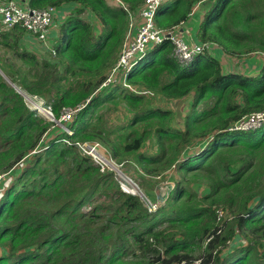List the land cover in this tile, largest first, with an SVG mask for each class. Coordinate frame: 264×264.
<instances>
[{
	"label": "trees",
	"instance_id": "obj_1",
	"mask_svg": "<svg viewBox=\"0 0 264 264\" xmlns=\"http://www.w3.org/2000/svg\"><path fill=\"white\" fill-rule=\"evenodd\" d=\"M143 1L27 0L73 5L45 57L21 25L0 28V69L12 84L0 74V264H264V124L229 129L264 109V58L256 75L225 72L220 62L223 53H264V0H165L154 16L164 30L204 3L196 37L209 53L181 66L164 40L127 75L146 93L118 84L95 92ZM16 88L43 98L56 118L83 105L66 123L72 135L58 128L46 137L55 123ZM186 97L178 127L156 101ZM66 138L100 141L115 160L132 162L146 192L168 170L174 186L163 199L150 195L159 201L150 212Z\"/></svg>",
	"mask_w": 264,
	"mask_h": 264
},
{
	"label": "built area",
	"instance_id": "obj_2",
	"mask_svg": "<svg viewBox=\"0 0 264 264\" xmlns=\"http://www.w3.org/2000/svg\"><path fill=\"white\" fill-rule=\"evenodd\" d=\"M163 0H144L139 8L141 21L139 22L135 34L128 38L123 46L120 58L112 69L109 76L100 86H106L115 83L120 79V75L129 70L133 64V59L144 52L149 44L162 41L167 35L173 43V56L182 64H187L196 54L202 53L208 49L206 42L188 43L184 41L174 30L165 32L157 28L154 23V15L158 6ZM56 8L47 6L43 8L30 7L29 5L19 4L17 0H0V28L10 29L16 25H21L25 32L36 41L45 44L47 35L51 29ZM25 101L39 108V97L36 95H24ZM79 109L65 107L59 120L67 121ZM264 123V109L243 115L231 127V130H250L259 127ZM70 143V142H69ZM74 144L84 153L91 156L95 163L101 168L109 167L121 178V187L123 190L131 193H137L146 205L149 211H154L158 203L152 202L144 193L141 192L137 183L120 168L108 155L106 149L96 141L74 142ZM5 174L0 175L4 178ZM223 210L217 211V218L221 219L224 215ZM210 239V238H209ZM208 239V240H209ZM200 259H194L190 263L185 261L177 264H197ZM200 264V263H199Z\"/></svg>",
	"mask_w": 264,
	"mask_h": 264
},
{
	"label": "clouds",
	"instance_id": "obj_3",
	"mask_svg": "<svg viewBox=\"0 0 264 264\" xmlns=\"http://www.w3.org/2000/svg\"><path fill=\"white\" fill-rule=\"evenodd\" d=\"M109 3H111V1H114V2H116V4L118 5V4H120V0H107ZM165 0H163V2H164ZM144 2V1H143ZM142 2V3H143ZM162 2V3H163ZM141 3V4H142ZM161 3V4H162ZM112 4V3H111ZM116 4H114V5H116ZM141 4L139 5V7H138V9L136 10V12L135 13H137V12H139V8H140V6H141ZM160 4V5H161ZM159 5V6H160ZM47 6H53V7H55L56 8V6H54V5H47ZM47 6H44V7H47ZM158 6V7H159ZM40 8H43V7H40ZM157 10V9H156ZM155 13H156V11H155ZM56 14H57V9L55 10V15H54V18H53V22H52V26H51V29L54 27V19H55V17H56ZM155 16V15H154ZM63 20V19H62ZM61 20V21H62ZM60 21V22H61ZM59 22V23H60ZM155 23V22H154ZM59 25V24H58ZM58 25H57V28H58ZM155 26L157 27V25H156V23H155ZM157 28H159V27H157ZM51 29H50V31H51ZM161 29V28H160ZM161 30H163V31H165V32H168V31H170V30H174L180 37H181V35L178 33V31H177V29H175V28H173V29H169V30H164V29H161ZM50 31H49V33H50ZM48 33V34H49ZM57 34H58V32H57ZM135 34V32H132V33H130L129 35H126V37H125V39H124V42H123V44H122V46H121V49H120V51H119V54H118V57H117V59H116V62L114 63V65L111 67V69L108 71V73H107V75L105 76V78L101 81V83L109 76V74L111 73V71H112V69L114 68V66L116 65V63H117V61H118V59L120 58V55H121V52H122V49H123V46H124V43H125V41L128 39V38H131V36H133ZM57 36V35H56ZM55 36V37H56ZM54 37V38H55ZM182 38V37H181ZM183 39V38H182ZM164 40H169V42L171 43V45H172V51H171V55H172V57L179 63V65H181V66H188L191 62H192V60L194 59V57L196 56V55H198V54H196L187 64H182V63H180L174 56H173V43H172V41H171V39L169 38V36L167 35L165 38H163L162 39V41H160V42H158V43H154V44H149L148 45V47L144 50V52L143 53H141V54H139V55H137L134 59H133V64H132V66L129 68V70L128 71H126V72H124V73H122L121 75H120V79L117 81V82H115V83H110V84H108V85H106V86H100L101 85V83L99 84V86H98V88L96 89V91L95 92H97L99 89H101V88H104V87H108V86H111V85H116V84H118V85H120V86H123V87H126L127 89H129L130 91H133V92H136V93H139V94H143V93H146V91L145 90H143V89H138V88H135L134 86H132V85H130V83H128L127 82V75H128V73H129V71L131 70V68L145 55V53L150 49V48H152V47H154L155 45H158V44H160V43H162ZM184 40V39H183ZM32 41L33 42H35V43H37L38 44V41H36L34 38H32ZM184 41H186V40H184ZM187 42V41H186ZM40 43V42H39ZM188 43H195V42H188ZM197 43H202V42H197ZM45 44L46 45H49L50 44V42H49V39H48V35H47V40L45 41ZM34 46V45H33ZM50 47H51V44H50ZM50 47L48 48V49H50ZM202 53H209V51L208 50H206V51H204V52H202ZM202 53H199V54H202ZM16 90L18 91V93H20L22 96H23V98H24V95H29V94H26L25 92H23V91H20L19 90V88H16ZM38 97V96H37ZM40 98V97H39ZM187 98V97H186ZM186 98H183V99H173V100H184V99H186ZM190 98V97H189ZM24 101H25V99H24ZM26 102V101H25ZM26 105L29 107V109H31V110H34V111H36V113L38 114V115H40V116H43V117H45L46 119H48V120H50V121H52V122H54L55 123V125L54 126H57V123H58V125L59 126H57V129H56V132L58 131V128H60L59 129V132L60 131H62V132H65L66 134H68V135H72V130H70L67 126H66V123L68 122V121H70L72 118H73V116L81 109V107L83 106V105H77V106H75V107H70V108H76V107H79V109L73 114V116H72V118L71 119H69V120H67V121H62V120H59L60 119V116H61V112H62V110H61V112H60V116H59V118H56L54 115H53V112H52V109H51V107L49 106V105H47L46 103H45V101L43 100V103H38V105H39V108H37V107H34L33 105H30V104H28L27 102H26ZM63 109V108H62ZM52 118V119H51ZM236 122V121H235ZM234 122V123H235ZM234 123H232V125L234 124ZM264 124V123H263ZM231 125V126H232ZM262 125V124H261ZM260 125V126H261ZM53 126V127H54ZM230 126V127H231ZM259 126V127H260ZM258 128V127H257ZM230 129V128H229ZM256 129V128H255ZM250 130H254V129H250ZM241 131H247V130H241ZM93 141H96V142H99L105 149H106V151H107V153H108V155L111 157V159L116 163V164H120L121 166H120V168L122 169V171L124 172V173H126L127 175H129L136 183H137V185H138V187H139V189L141 190V192L142 193H144L149 199L151 198L149 195H148V193L147 192H145L142 188H141V186H140V182L137 180H135L134 179V177H132L131 175V172L130 171H128L124 166H123V164H124V162L125 161H117V160H115L111 155H110V153L108 152V150H107V148L100 142V141H97V140H93ZM64 142H66L67 144H69V145H75L74 144V142H76V141H73V140H71V139H69V138H66V139H64ZM70 142V143H69ZM78 142H85V141H78ZM88 142V141H87ZM76 146V145H75ZM77 147V146H76ZM78 148V147H77ZM79 149V148H78ZM84 155H87L86 153H84L81 149H79ZM92 161H93V163L95 164V165H98L97 163H95V161L93 160V158L91 157V156H89V155H87ZM99 166V165H98ZM100 167V166H99ZM101 168V167H100ZM102 170H105V171H109V172H112L113 174H114V176H115V179H116V181L118 182V184H119V187H120V189L122 190V191H124V192H126V193H129V194H133V195H137V196H139V194H137V193H131V192H127V191H125V190H123L122 189V187H121V178L119 177V175H117L116 173H115V171H113L111 168H109V167H106V168H101ZM3 174H5L6 175V173H3ZM131 174V175H130ZM5 175H4V177H5ZM3 179H6V178H3ZM1 184H2V181H1ZM140 197V196H139ZM140 199H141V197H140ZM142 200V199H141ZM152 202H154V203H158V201L157 200H153L152 198L150 199ZM143 202V201H142ZM144 203V202H143ZM159 204V203H158ZM145 205V204H144ZM146 206V205H145ZM147 208V207H146ZM157 209V208H156ZM155 209V210H156ZM154 210V211H155ZM149 211V210H148ZM150 212H152V211H150Z\"/></svg>",
	"mask_w": 264,
	"mask_h": 264
},
{
	"label": "rangeland",
	"instance_id": "obj_4",
	"mask_svg": "<svg viewBox=\"0 0 264 264\" xmlns=\"http://www.w3.org/2000/svg\"><path fill=\"white\" fill-rule=\"evenodd\" d=\"M19 4H21V2H19ZM24 5V4H23ZM117 5V4H116ZM196 6H198L197 7V9H199L200 11V13L202 12V14H203V11H204V8H205V5H204V3L202 4V3H197V4H195V6L194 7H196ZM141 16L139 15V12H137V13H132L131 14V16H130V31L127 33V35H129L130 33H132V32H135L136 31V28H137V26H138V24H139V22L141 21ZM56 27H57V25L54 27V29H56ZM57 32H58V29H57ZM31 43H32V45H34V48L33 47H31V48H33V50L35 51V52H37L38 53V55H40V56H42V57H45L46 55H47V52H46V49H48L49 47H50V44L49 45H46V44H43V43H39L38 42V44L37 43H35V42H33V41H31ZM35 46H38L37 48H35ZM1 52V51H0ZM256 55H258V56H260V57H264V53H261V52H254ZM227 54L226 55H224V56H222V60H223V64H225L227 67L229 66L228 64H230V65H232L233 67H236V66H238V70H240V71H242L241 70V68H240V66L238 65V64H236L237 63V61H238V59H232V58H230L229 60H227L228 58L227 57H229L230 55H228L227 57ZM249 56H251V55H249ZM245 57H247V56H244V58ZM248 58V57H247ZM225 69V68H224ZM0 71H2L1 69H0ZM3 73V72H2ZM4 74V73H3ZM4 79L9 83V84H11L10 83V81H9V78L4 74ZM12 85V84H11ZM189 101H190V98L189 97H187L186 99H184V100H165V99H161L160 101L158 100V101H156V104L157 105H159V106H162V107H164V108H170V109H172V111H173V113H174V122H175V124L178 126V127H182L183 126V120H184V117H185V115H186V113H187V110H188V103H189ZM39 102H41V103H43V98H39ZM65 109V107H63V110ZM62 110V109H61ZM54 115V114H53ZM111 116H113V115H111ZM52 119V118H51ZM57 126H59L58 125V123H57ZM57 126H54V127H52L51 128V130L48 132V134H47V136L46 137H48V136H51L52 134H54L55 132H52L51 133V131L54 129V131H56L55 129H57ZM46 139V138H45ZM190 150H198V148L196 147V146H194V147H191L190 148ZM123 161H125L124 162V164H123V166L128 170V171H130L131 172V176L132 177H134V179L137 181H139L140 182V184H141V186H142V179H141V177L139 176V174H138V172L136 171V167L134 166V164L132 163V162H130V161H126V160H123ZM171 171L169 172V170L168 171H166V173L164 174V175H162V176H156L155 178H154V181H155V183L153 184V191H154V193L153 192H147L148 193V195L150 196V195H152V196H154L155 195V198L156 197H158V198H161V199H163V196L165 195V194H169V192H170V190L172 189V187L174 186V182L171 180L172 178H171ZM3 179V177H1V180ZM143 187V186H142ZM195 187H196V190H197V193H200V192H202V190H203V185H201V184H197V185H195ZM144 188V187H143ZM144 190V189H143ZM145 191V190H144ZM146 192V191H145ZM158 203H159V201H158ZM223 210L222 212L225 214L226 213V211L224 210V209H222V208H218L217 210H216V212L218 211V210ZM242 241V238H239L238 240H237V242H241ZM197 259H199V258H197ZM196 259V260H197ZM194 260V259H193ZM201 262V259H200V261L198 260L196 263L197 264H199Z\"/></svg>",
	"mask_w": 264,
	"mask_h": 264
},
{
	"label": "crops",
	"instance_id": "obj_5",
	"mask_svg": "<svg viewBox=\"0 0 264 264\" xmlns=\"http://www.w3.org/2000/svg\"><path fill=\"white\" fill-rule=\"evenodd\" d=\"M18 2H21V4L26 5L27 4V0H17ZM112 4H116V2L111 1ZM72 3L69 2H65L60 4L59 6H56L57 9V14L55 17V21H54V27L56 25L59 24V22L64 19L66 16L69 15L71 9H72ZM198 6L194 7L193 10L191 11L190 17L187 21H185L178 29V33L181 35V37L186 40L187 42H199L198 38L196 37V32H197V26L199 24V22L202 19V12L200 13L199 9H197ZM54 27L51 29L50 33L48 34V39L50 44H52L54 37L57 35V27L56 29H54ZM32 41V37L30 35H28L26 37V43L27 45H29L30 47L34 46L31 43ZM38 46H35V48H37ZM32 48V49H33ZM226 54H222V56H224ZM222 56L220 57V62L222 64L223 70L225 72H229V71H235V72H242L244 74H249V75H256L260 68L262 67V62H263V58L264 57H260L256 54H252L251 56H247V57H234V56H229L227 57L229 60L230 58L232 59H238L237 63L241 70H238V66L233 67L232 65L228 64L229 66L227 67L225 64H223V60H222ZM225 68V69H224Z\"/></svg>",
	"mask_w": 264,
	"mask_h": 264
},
{
	"label": "water",
	"instance_id": "obj_6",
	"mask_svg": "<svg viewBox=\"0 0 264 264\" xmlns=\"http://www.w3.org/2000/svg\"><path fill=\"white\" fill-rule=\"evenodd\" d=\"M0 74L4 77V74L2 73V71H0Z\"/></svg>",
	"mask_w": 264,
	"mask_h": 264
}]
</instances>
